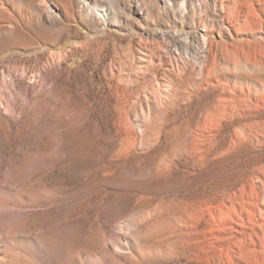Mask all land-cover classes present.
<instances>
[{
	"label": "rangeland",
	"instance_id": "1",
	"mask_svg": "<svg viewBox=\"0 0 264 264\" xmlns=\"http://www.w3.org/2000/svg\"><path fill=\"white\" fill-rule=\"evenodd\" d=\"M45 1L58 14H69L71 20L62 16L54 21L44 10L41 18L32 13L19 18L14 13L13 24H0V258L4 264H65L63 251L93 252L94 245L85 244L84 239L95 228L83 214L107 219L115 230L113 242L119 217L138 211L132 208L130 197L134 187L155 204L177 205L202 194L204 180L193 181L177 172L162 178L149 169L147 157L158 154L162 158L163 144L123 164L114 157L117 147L111 132L118 128L121 112L135 131L144 132L146 142L153 132L163 130L186 143L191 132L200 133L210 126L209 113L219 105L216 90L201 85L204 78L184 58V51L173 48L170 53L168 41L154 39L162 59L180 76L167 91L169 103L159 107L152 95L157 67L142 73L127 66L133 44L146 37L149 29L172 31L177 27L218 41V62L210 69L213 83L215 79L216 83L227 82L233 75H261L250 66L233 70L234 65H229L224 42L235 43L226 37L221 41L219 36L226 17L222 0H172L167 4L161 0L160 13L156 12L157 0H151L150 19L143 0H124L131 21L105 29L96 14H86V0ZM102 2L116 11L114 0ZM256 38L264 47V39ZM54 54H62V60L56 62ZM112 72L124 75L113 77ZM148 104L155 106L152 117L147 114ZM239 123L225 122L227 133L238 129ZM112 199L120 201V209L114 210ZM43 211L50 212L48 218ZM44 232L52 233L54 242L49 237L43 246Z\"/></svg>",
	"mask_w": 264,
	"mask_h": 264
},
{
	"label": "bare ground",
	"instance_id": "2",
	"mask_svg": "<svg viewBox=\"0 0 264 264\" xmlns=\"http://www.w3.org/2000/svg\"><path fill=\"white\" fill-rule=\"evenodd\" d=\"M143 1L148 18L153 13L151 0ZM162 1L167 4L172 0ZM114 2L116 11L101 5L102 0H86V14H96L104 29L131 21L132 16L127 12L124 0ZM160 2L157 0L158 13ZM9 5L12 10H9ZM44 10L54 21L61 20L62 16L71 20L69 14H58L46 5L45 0H0V24L15 22L14 13L19 18L27 17L28 13L41 18ZM221 11L226 17L223 30L218 32L220 39L222 41L226 37L235 43L224 42L223 47L229 52L226 54L229 65H234L233 70H244L250 66L261 75L258 78L233 75L226 79L227 82L219 80L216 83L215 79V84L210 69L218 62V41L198 32L180 31L177 27L172 31L149 29L146 37L137 40L130 54L127 53L130 64L126 65L142 73L151 66L157 67L152 95L159 107L169 103L167 91L180 76L162 59L161 49L152 42L154 39L168 41L169 52L173 48L175 52L184 51V58L191 60L199 69L200 77L204 78L201 85L208 84L216 90L219 105L209 113L210 126L200 133L190 131L191 139L186 143L176 140L174 133L163 130L153 132L149 137L151 141L146 142L144 132L135 131L122 112L117 117L118 128L111 132L116 140L114 157L117 163H126L136 158L138 153H146L163 144L162 158L158 154L147 157L149 169L157 177H168L177 172L193 181L204 180L202 194L184 199L177 205L155 204L141 195L142 190L134 187L130 197L132 208L138 211L119 217V232L113 242L111 236L115 230L107 219L80 215L93 223L95 231L84 239V243L93 244L95 248L93 252L80 254L72 250L63 251L65 264H172V261L181 264H264V47L256 38L261 36L264 39V0H222ZM139 23L143 28L144 24ZM56 56V62L63 58L62 54ZM122 72L117 75L112 72L113 77L121 78ZM154 107L147 105L150 117L154 114ZM236 120H239L240 127H234L233 132L227 133L224 123ZM182 162L185 170L181 168ZM113 201L114 210L120 209V201ZM48 213L43 211V216ZM20 229L23 231L22 226ZM51 234L43 233V246L49 237L54 242ZM46 253L43 247V254ZM0 264H4L1 258Z\"/></svg>",
	"mask_w": 264,
	"mask_h": 264
}]
</instances>
